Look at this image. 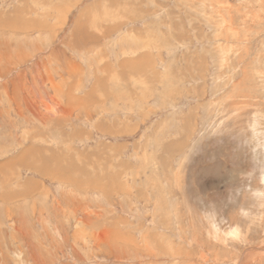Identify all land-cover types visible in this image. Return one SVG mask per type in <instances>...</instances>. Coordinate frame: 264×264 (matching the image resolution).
<instances>
[{
	"label": "rangeland",
	"instance_id": "obj_1",
	"mask_svg": "<svg viewBox=\"0 0 264 264\" xmlns=\"http://www.w3.org/2000/svg\"><path fill=\"white\" fill-rule=\"evenodd\" d=\"M262 177L264 0H0V264H263Z\"/></svg>",
	"mask_w": 264,
	"mask_h": 264
},
{
	"label": "clouds",
	"instance_id": "obj_2",
	"mask_svg": "<svg viewBox=\"0 0 264 264\" xmlns=\"http://www.w3.org/2000/svg\"><path fill=\"white\" fill-rule=\"evenodd\" d=\"M261 183L264 184V177H262L261 179ZM246 190L251 192V195L254 199L256 200H264V189H252L251 188V184L249 183V185L246 186ZM229 196L231 197V193L229 194ZM204 219L206 220L209 228L213 231V232H220L221 231V227H220V220L224 219L221 218L219 216V214L215 211H211V212H204ZM241 216L244 219H248L250 216V213L248 211H244L241 210ZM225 223H227V221L224 219ZM241 236V227L240 225H235V226H231L228 228L227 232H226V237L227 239H239Z\"/></svg>",
	"mask_w": 264,
	"mask_h": 264
},
{
	"label": "bare ground",
	"instance_id": "obj_3",
	"mask_svg": "<svg viewBox=\"0 0 264 264\" xmlns=\"http://www.w3.org/2000/svg\"><path fill=\"white\" fill-rule=\"evenodd\" d=\"M37 152V151H36ZM21 161H23V160H21ZM20 161V162H21ZM19 162V163H20ZM25 162H27V161H25ZM25 162H23V164H26ZM28 164V163H27ZM29 165V164H28ZM32 168L34 169V167L32 166ZM40 169V168H39ZM37 171V170H36ZM40 171V170H39ZM45 173H46V171H45ZM47 173H48V170H47ZM45 175V174H44ZM48 176V175H47ZM56 176V175H55ZM66 179V178H65ZM32 183V182H31ZM70 185V184H69ZM23 189V188H22ZM25 189H29V187L28 188H25ZM32 189V188H31ZM264 264V263H263Z\"/></svg>",
	"mask_w": 264,
	"mask_h": 264
}]
</instances>
